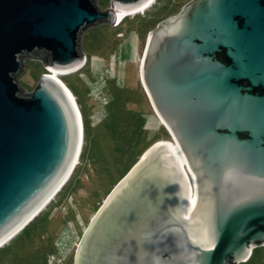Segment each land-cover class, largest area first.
I'll list each match as a JSON object with an SVG mask.
<instances>
[{
    "label": "water",
    "instance_id": "1",
    "mask_svg": "<svg viewBox=\"0 0 264 264\" xmlns=\"http://www.w3.org/2000/svg\"><path fill=\"white\" fill-rule=\"evenodd\" d=\"M96 1L0 0V243L54 195L81 152L74 99L54 77L84 64L81 33L156 0H111L102 12ZM25 57L48 70L29 93L16 78ZM140 73L193 171L207 249L181 153L159 138L111 190L74 264L245 261L264 246V0H190L149 32Z\"/></svg>",
    "mask_w": 264,
    "mask_h": 264
},
{
    "label": "rangeland",
    "instance_id": "2",
    "mask_svg": "<svg viewBox=\"0 0 264 264\" xmlns=\"http://www.w3.org/2000/svg\"><path fill=\"white\" fill-rule=\"evenodd\" d=\"M110 1L98 0L96 7L108 10ZM189 1L156 0L114 26L101 23L81 33L84 64L59 76L67 88L78 89L69 90L84 123L79 162L53 198L0 246V264H74L80 240L114 186L152 143L171 140L144 91L140 58L149 32ZM23 64L16 78L29 93L48 70L41 60L25 57ZM104 164L111 173L100 175ZM235 264H264V246Z\"/></svg>",
    "mask_w": 264,
    "mask_h": 264
},
{
    "label": "bare ground",
    "instance_id": "3",
    "mask_svg": "<svg viewBox=\"0 0 264 264\" xmlns=\"http://www.w3.org/2000/svg\"><path fill=\"white\" fill-rule=\"evenodd\" d=\"M149 6V5H148ZM147 6V7H148ZM147 7L146 8H144V9H147ZM143 9V10H144ZM141 11H139V12H137V13H140ZM137 13H135V14H137ZM134 15V14H133ZM126 17V16H125ZM147 39H148V37H147ZM142 57L143 56H141V58H140V65H141V61H142ZM86 60V59H85ZM140 69V68H139ZM51 74L54 72V71H49ZM55 73V72H54ZM53 73V74H54ZM139 75L141 76V73H140V70H139ZM54 77H57V79H59L60 81H61V79L57 76V75H55ZM62 82V81H61ZM63 83V82H62ZM64 84V83H63ZM64 86H65V84H64ZM66 87V86H65ZM67 88V87H66ZM68 90H69V88H67ZM69 92L71 93V91L69 90ZM71 95H72V93H71ZM73 97V96H72ZM73 99H74V97H73ZM74 105H75V107H76V110H77V113H78V115H79V118H80V121H81V146H82V144H83V138H84V136H83V134H84V131H83V121H82V117H81V113H80V110H79V107H78V105L75 103V99H74ZM157 115H158V113H157ZM158 117H159V115H158ZM160 118V120L162 121V119H161V117H159ZM162 123H164L163 121H162ZM165 125V124H164ZM172 140V139H171ZM173 141V140H172ZM174 143H175V141H173ZM175 145L177 146V148L179 149V151H180V153H181V157H182V160H183V163H184V166H185V170H186V174H187V177H188V180H189V183H190V186H191V204H192V209L194 210V212H195V215H196V219H197V223H198V225H199V229H200V233H201V236H202V238H203V248L204 249H207V239H208V236H207V231H206V226H205V221H204V218H203V215H202V212H201V209H200V206H199V199H198V192H197V187H196V183H195V178H194V174H193V171L190 169V167H189V165H188V162H187V160H186V158L184 157V154H183V152L181 151V149H180V147L178 146V144H176L175 143ZM81 153V152H80ZM80 155V154H79ZM79 157L80 156H78V159H77V161H76V163H75V165L79 162ZM74 168H75V166H74ZM74 168H73V170H74ZM189 169V170H188ZM72 170V171H73ZM72 173V172H71ZM71 175V174H70ZM69 175V176H70ZM68 176V177H69ZM67 177V178H68ZM67 180V179H66ZM65 180V181H66ZM65 181L63 182V183H65ZM63 185V184H62ZM61 185V186H62ZM60 186V187H61ZM59 187V188H60ZM58 188V189H59ZM58 191V190H57ZM56 191V192H57ZM55 192V193H56ZM55 193H54V195H55ZM53 195V196H54ZM53 196L51 197V198H53ZM50 198V199H51ZM49 199V200H50ZM49 200L47 201V202H49ZM46 202V203H47ZM46 203L40 208V209H42L45 205H46ZM40 209L38 210V211H40ZM38 211H36L31 217H30V219L38 212ZM29 219V220H30ZM28 220V221H29ZM27 221V222H28ZM27 223H25V224H23L17 231H19L21 228H23L25 225H26ZM16 231V232H17ZM15 232V233H16ZM13 235H11L8 239H6V240H4L2 243H0V246L1 245H3L6 241H8L9 239H11V237H12ZM250 253H251V251H250ZM246 259V258H245Z\"/></svg>",
    "mask_w": 264,
    "mask_h": 264
},
{
    "label": "trees",
    "instance_id": "4",
    "mask_svg": "<svg viewBox=\"0 0 264 264\" xmlns=\"http://www.w3.org/2000/svg\"><path fill=\"white\" fill-rule=\"evenodd\" d=\"M69 89H71V91L73 92V93H77V91H78V89H75L74 88V86H71V87H69ZM85 116V115H84ZM83 120H84V118H83ZM84 124V123H83ZM85 133H86V130H85ZM111 167H110V165H107V164H104V166L103 167H98V170H97V172L101 175V173H103L104 171H106L108 174H110L111 173ZM114 183V182H113Z\"/></svg>",
    "mask_w": 264,
    "mask_h": 264
},
{
    "label": "flooded vegetation",
    "instance_id": "5",
    "mask_svg": "<svg viewBox=\"0 0 264 264\" xmlns=\"http://www.w3.org/2000/svg\"><path fill=\"white\" fill-rule=\"evenodd\" d=\"M160 119V118H159ZM161 121V120H160ZM162 122V121H161ZM163 124V127L166 129V131L168 132V130H167V128L165 127V125H164V123H162Z\"/></svg>",
    "mask_w": 264,
    "mask_h": 264
}]
</instances>
